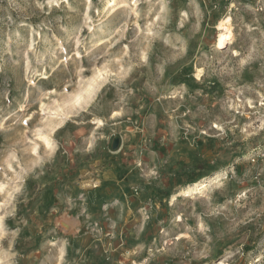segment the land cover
Wrapping results in <instances>:
<instances>
[{"label": "rangeland", "instance_id": "1", "mask_svg": "<svg viewBox=\"0 0 264 264\" xmlns=\"http://www.w3.org/2000/svg\"><path fill=\"white\" fill-rule=\"evenodd\" d=\"M0 264H264V0H0Z\"/></svg>", "mask_w": 264, "mask_h": 264}, {"label": "bare ground", "instance_id": "2", "mask_svg": "<svg viewBox=\"0 0 264 264\" xmlns=\"http://www.w3.org/2000/svg\"><path fill=\"white\" fill-rule=\"evenodd\" d=\"M229 19H230V17H228L227 19H226V21H229ZM224 22H225V20H224ZM225 24V23H224ZM224 27V25H223V23L221 22L218 26H217V28L219 29V30H221L222 28ZM227 27V26H226ZM229 30V29H228ZM231 33H230V30L229 31H227L226 33H219V36H218V47H220V46H222L223 44H224V42L227 40V39H230L231 37V35H230ZM201 185V184H200Z\"/></svg>", "mask_w": 264, "mask_h": 264}, {"label": "crops", "instance_id": "3", "mask_svg": "<svg viewBox=\"0 0 264 264\" xmlns=\"http://www.w3.org/2000/svg\"><path fill=\"white\" fill-rule=\"evenodd\" d=\"M132 200L135 201V204H137V203H140L141 204V203L144 202V201L141 200V196L135 195V194L133 195ZM127 207H129V205H127ZM118 209H119L120 212L124 209V202L120 204V206H119ZM73 218L78 219V216H75ZM95 219H97L98 221H100V220L103 221L104 220V218H102L101 216L99 218H95Z\"/></svg>", "mask_w": 264, "mask_h": 264}]
</instances>
